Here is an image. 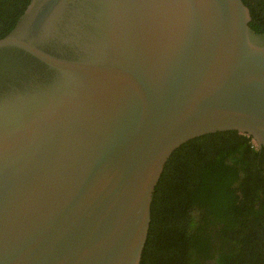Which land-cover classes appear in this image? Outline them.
I'll return each mask as SVG.
<instances>
[{"label": "water", "instance_id": "obj_1", "mask_svg": "<svg viewBox=\"0 0 264 264\" xmlns=\"http://www.w3.org/2000/svg\"><path fill=\"white\" fill-rule=\"evenodd\" d=\"M244 0H31L0 38V264H141L172 154L264 148Z\"/></svg>", "mask_w": 264, "mask_h": 264}, {"label": "trees", "instance_id": "obj_2", "mask_svg": "<svg viewBox=\"0 0 264 264\" xmlns=\"http://www.w3.org/2000/svg\"><path fill=\"white\" fill-rule=\"evenodd\" d=\"M31 0H0V38ZM264 33V0H244ZM141 264H264V148L237 131L194 138L168 160Z\"/></svg>", "mask_w": 264, "mask_h": 264}]
</instances>
